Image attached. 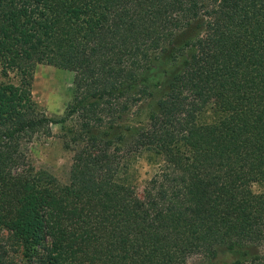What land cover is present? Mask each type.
<instances>
[{"label":"trees","instance_id":"obj_1","mask_svg":"<svg viewBox=\"0 0 264 264\" xmlns=\"http://www.w3.org/2000/svg\"><path fill=\"white\" fill-rule=\"evenodd\" d=\"M74 72L62 117L36 65ZM165 86L145 124L125 114ZM63 128L68 182L23 168ZM156 171L139 195L132 155ZM257 184L263 188L254 191ZM264 264V0H0V264Z\"/></svg>","mask_w":264,"mask_h":264},{"label":"rangeland","instance_id":"obj_2","mask_svg":"<svg viewBox=\"0 0 264 264\" xmlns=\"http://www.w3.org/2000/svg\"><path fill=\"white\" fill-rule=\"evenodd\" d=\"M166 87L160 86L153 90L151 97H145L125 114L121 120V128L140 126L147 122L149 115L156 110L158 100L165 93ZM76 95L74 85V72L70 69L56 67L50 64L36 65L33 73L31 96L37 107L51 118L62 117L67 105ZM63 128L59 123L51 124L49 135L37 133L30 141L25 140L21 148L25 154L23 168L28 171H49L62 182H68L69 171L72 164L73 152L65 146ZM129 170L131 182L139 195L142 194L147 180L156 171V158L149 151H142L132 155ZM254 191L263 188L257 184ZM2 243L6 255L12 264H24L26 253L24 249L6 239L3 233ZM199 256L188 258L186 264H201Z\"/></svg>","mask_w":264,"mask_h":264}]
</instances>
